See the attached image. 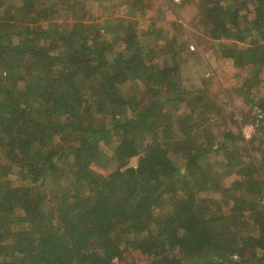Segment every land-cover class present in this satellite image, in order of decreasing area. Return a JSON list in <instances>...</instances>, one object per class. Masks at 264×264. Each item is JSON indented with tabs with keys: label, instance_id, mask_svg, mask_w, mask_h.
Returning a JSON list of instances; mask_svg holds the SVG:
<instances>
[{
	"label": "trees",
	"instance_id": "16d2710c",
	"mask_svg": "<svg viewBox=\"0 0 264 264\" xmlns=\"http://www.w3.org/2000/svg\"><path fill=\"white\" fill-rule=\"evenodd\" d=\"M139 1L12 0L25 30L0 15V264H264V126L246 140L216 99L185 94L154 20L96 19ZM197 1L198 41L246 72L235 93L246 122H264V91L250 96L264 90V0L251 14L244 0ZM129 80L151 102L122 95Z\"/></svg>",
	"mask_w": 264,
	"mask_h": 264
},
{
	"label": "rangeland",
	"instance_id": "374dc122",
	"mask_svg": "<svg viewBox=\"0 0 264 264\" xmlns=\"http://www.w3.org/2000/svg\"><path fill=\"white\" fill-rule=\"evenodd\" d=\"M245 5L248 7L250 14L253 13L255 8V0H244ZM0 15L2 19H8L13 16L17 22L18 29L25 30L29 26V21L24 12L10 13L8 5L12 0H0ZM98 8V6H95ZM111 7H104L101 11H97L96 19L105 20L116 19L115 24L125 22L131 24L133 27L141 24L147 25L151 20H154L155 27H153L154 34L150 37L155 39L157 33L160 37H166L172 43L176 52L175 61L178 67V74L181 81V86L184 93L192 96L199 97L207 95L212 99H216L223 110V114L228 122L227 129L232 127L238 131L244 139L245 135L253 136L257 126H264V122L257 118L253 122H246V117L252 112V108L245 102L240 94H236L234 85L239 84L241 75L245 77V71L241 68L232 73L231 66L223 63L222 60L216 55L217 52H212L211 47L205 42L198 41L196 35H203L204 27L202 25L201 17V4L197 0H180L179 2L173 0H140L137 6H133L128 10V14L123 11L115 13ZM133 11V13H131ZM244 12V11H242ZM249 14V16H250ZM11 15V16H10ZM253 15V14H252ZM247 15V17H249ZM53 28L61 27L60 23L53 22ZM196 26V28H195ZM177 30V31H174ZM206 35V32H205ZM208 36V34L206 35ZM159 38V37H158ZM172 39V40H171ZM154 46H156L154 42ZM218 49L222 46H228L226 42H216L212 45V50ZM117 47V46H116ZM125 47V48H124ZM238 48H243L237 45ZM126 51V45L119 47ZM125 54V56H127ZM239 81V82H238ZM182 89V90H183ZM122 95L128 97L130 95L137 96L141 105L151 102V97L148 91L138 82L129 80L120 88ZM260 90L258 93H251L250 96L253 100L257 101L258 95L263 93ZM113 120L110 117L94 118L95 126H107ZM254 128H252V127ZM250 127L252 129H250ZM254 129V130H253ZM248 133H244L247 132ZM172 159L178 164L181 163L179 158L172 156ZM133 165L135 159L131 162ZM182 164V163H181ZM33 194L38 197L43 204L48 202L47 187H41L40 184L33 186ZM217 197V194H212ZM264 246V245H263ZM240 256L236 254L233 259L237 260ZM110 264H150L149 255L132 254L128 260L118 262L114 260ZM214 264H219L215 262Z\"/></svg>",
	"mask_w": 264,
	"mask_h": 264
},
{
	"label": "built area",
	"instance_id": "2783aa9c",
	"mask_svg": "<svg viewBox=\"0 0 264 264\" xmlns=\"http://www.w3.org/2000/svg\"><path fill=\"white\" fill-rule=\"evenodd\" d=\"M173 1L179 2L180 0H173ZM251 127H252V126H251ZM251 127H250V129L254 128V127H252V128H251ZM253 130H254V129H253ZM248 132H249V131L244 132V133H248ZM245 136H246V138L251 137L249 134H248V135H245Z\"/></svg>",
	"mask_w": 264,
	"mask_h": 264
},
{
	"label": "crops",
	"instance_id": "0c3cea01",
	"mask_svg": "<svg viewBox=\"0 0 264 264\" xmlns=\"http://www.w3.org/2000/svg\"><path fill=\"white\" fill-rule=\"evenodd\" d=\"M13 21H14V22H17V21L15 20V18H13Z\"/></svg>",
	"mask_w": 264,
	"mask_h": 264
}]
</instances>
